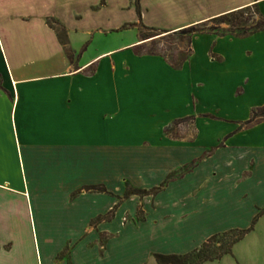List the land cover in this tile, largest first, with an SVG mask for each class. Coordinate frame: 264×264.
Returning a JSON list of instances; mask_svg holds the SVG:
<instances>
[{
  "label": "crops",
  "instance_id": "obj_1",
  "mask_svg": "<svg viewBox=\"0 0 264 264\" xmlns=\"http://www.w3.org/2000/svg\"><path fill=\"white\" fill-rule=\"evenodd\" d=\"M36 2L11 0L6 5L0 0V264H34V256L37 264H55L59 258L64 260L70 246L83 242L85 213L83 235L67 236L49 260L46 246L51 239L44 234L43 206L49 202L54 218L53 207L65 201L68 215L73 216L64 222L79 226V217L70 209L81 198L84 201L83 188L97 182V119L102 120L104 113L121 117L115 123L118 132L137 131L147 137L158 119L166 120L158 126L157 134L171 119L191 118L196 123L191 145L210 153L208 160H214L219 152L230 153L232 158L224 159L225 165L250 172L242 174V180L264 181V30L243 37L197 35L190 57L181 69H175L157 54L136 52L156 39L97 52L88 42L82 45L87 33H82L85 39L74 49L69 28L70 45L64 48L46 23L53 16L47 15L44 23L56 36L57 53L38 34L28 33L23 38L14 34L7 26L11 18L23 24H30L31 19L27 13L9 17V11ZM255 3L263 5L264 0L237 3L206 20ZM22 39L25 46L20 45ZM126 54L129 61L117 62ZM105 63L109 78L102 81L106 80L101 77ZM183 74L189 75L190 81L179 83ZM183 89L191 90L193 110L172 113L176 92ZM155 94L161 95L159 102L165 98L171 102L162 107V113H138L141 109L135 108L134 101L141 98L140 106L149 108ZM85 101H89L87 106ZM251 121L254 124L242 126ZM223 142L226 146L219 148ZM213 149L217 154L211 155ZM60 191L62 202L54 199L60 200ZM262 209L258 207L257 214ZM27 216L33 243L25 231ZM263 222L264 215L253 231Z\"/></svg>",
  "mask_w": 264,
  "mask_h": 264
},
{
  "label": "rangeland",
  "instance_id": "obj_2",
  "mask_svg": "<svg viewBox=\"0 0 264 264\" xmlns=\"http://www.w3.org/2000/svg\"><path fill=\"white\" fill-rule=\"evenodd\" d=\"M247 2L37 0L31 7L22 5L9 11V17L15 18L20 13L29 14L30 24L11 18L7 26L22 38L28 33L38 34L54 52L59 46L54 32L44 23L47 15L56 17L68 30L71 28V46L74 49L83 43L85 34L82 33L89 35L82 45L88 42L97 52L158 36L154 42L146 44L150 46H143L142 52H136L146 54L149 51L173 62L192 53L193 40L197 35L212 33L243 37L264 30V4L249 5V9L237 15L206 20L235 7L237 3L243 5ZM4 3L8 5L11 0H4ZM138 4L141 17L137 12ZM200 20L204 21L198 23ZM129 24L137 26L125 29V25ZM181 27H184L180 29L182 31L174 33L173 30ZM20 45H26L24 39ZM129 57V54L119 56L117 62L129 61ZM108 66V63L104 64L101 77L106 80L102 81L109 78ZM181 78L179 83L190 81L187 74ZM79 84H82V88L87 86L83 82ZM176 95L173 100L176 109L172 113L185 114L193 110L189 103L191 90L183 89L177 91ZM154 99L149 108H145L140 106L142 99L137 98L135 108L138 106L141 109L137 112L162 113V107L171 102L168 98L159 102L161 95L158 94L154 95ZM85 103L87 106L89 101ZM120 118L117 114L104 113L102 120L97 119L95 185H104L108 193L85 192L84 201L81 198L74 209H70L80 219L76 227L63 220L73 216L71 213L68 215L65 201L53 207L54 218L48 210L49 202L43 206L46 217L44 234L51 239L46 246L48 259L63 247L67 236L83 235L84 213L86 229L83 242L70 246L64 253V260L59 258L55 264H157L156 253L185 254L201 247L215 234L251 226L258 207H264V181L242 180V174L247 176L250 172H241L237 165H225L223 160L232 158L230 153L217 154L213 149L211 155H217L214 160H208L210 153L201 152L199 146L191 145L196 133L195 121L191 118L171 119L161 126L157 134L158 126L166 120L158 119L155 121L156 127L149 132L150 138L137 131L128 134L118 132L115 123ZM250 124H254V121L242 123V126ZM225 146L223 142L219 148ZM234 158L236 161L238 156ZM158 188L161 189L158 194L125 197L128 191L155 189V193ZM59 195L60 200L54 198L56 201L63 200L62 191ZM116 205L118 207L114 209ZM113 209L114 217L110 221L96 223L99 216L111 217ZM28 223L27 216L25 231L32 238L31 226L28 225L27 229ZM34 258L36 260L34 256L32 262L37 264ZM205 264H264V222L234 247L233 256Z\"/></svg>",
  "mask_w": 264,
  "mask_h": 264
},
{
  "label": "trees",
  "instance_id": "obj_3",
  "mask_svg": "<svg viewBox=\"0 0 264 264\" xmlns=\"http://www.w3.org/2000/svg\"><path fill=\"white\" fill-rule=\"evenodd\" d=\"M250 7L251 6L242 8L240 10L223 15L219 18L237 15L249 9ZM137 12H138V15L141 17L142 15H141L139 4L137 5ZM215 19H218V18H215ZM46 23L56 33L60 44L64 48H67L70 45V37H69V31L67 27L55 17L48 18ZM134 26H137V25L136 24L125 25V29L129 27H134ZM154 38H151V39H154ZM190 55L191 53H188L184 55L179 61L174 60L173 62H170V63L175 69H181L185 61L190 57ZM83 190L88 191V192L108 193V190L104 185H89V186H85ZM154 191L155 189L152 191L151 190L150 191H147V190L128 191L125 194V197L130 198L131 196H135V195L145 196V195L158 194L161 192V189L160 188L156 189L155 193ZM117 207L118 205H116L114 209H116ZM114 209L111 211V217L99 216L96 219V223L110 221L114 217V211H115ZM263 215H264V209L260 210V212L254 218L249 228L232 229L227 232L215 234L211 236L206 242H204L201 247L196 248L193 251L185 253V254L156 253L155 260L157 264H205L206 262L221 261L225 256L234 255V247L239 242L244 240L246 236L254 230L257 221Z\"/></svg>",
  "mask_w": 264,
  "mask_h": 264
}]
</instances>
